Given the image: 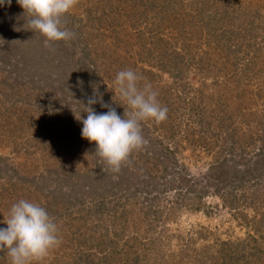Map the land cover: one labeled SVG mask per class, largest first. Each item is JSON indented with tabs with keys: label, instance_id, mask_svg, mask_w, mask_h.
I'll return each instance as SVG.
<instances>
[{
	"label": "rangeland",
	"instance_id": "1",
	"mask_svg": "<svg viewBox=\"0 0 264 264\" xmlns=\"http://www.w3.org/2000/svg\"><path fill=\"white\" fill-rule=\"evenodd\" d=\"M2 7L5 8L6 4ZM223 7L228 9L222 12ZM169 17H175V20ZM163 18L165 20H162ZM64 19L66 27L73 31L75 36L69 41H63L62 47L65 49L63 56H60V52L57 55V46L51 50L52 64L46 75H42V78H40L41 74L39 77L32 75L41 81L40 90L30 89L26 94L21 84H18L19 88L16 87L17 79L14 80V73L10 74L2 70L3 68L8 69L6 65L0 69V92L4 94L2 96L0 94V98H2L3 109H5H2L1 114L4 117L8 116L7 118H28L33 123L30 125L31 128L26 129V135L34 139L36 143L34 152L36 153L20 154L16 152L15 147L19 148V151L22 149L17 145L14 146L15 143H8L4 138L0 141V155L6 158L7 173L9 174L11 168L15 167L19 170L18 172L24 174L21 181L26 186L35 183L34 180L39 176H46L52 171L53 164L48 163L54 161L53 156L51 157L52 150L47 147L52 148L51 141L56 142V139L51 137L50 130L53 127L49 126L50 120H53L57 128L54 135H57L60 130L61 132L67 130L68 140L76 139L75 143L81 148L73 147L74 150L79 154L84 150L88 152L89 160L84 158L82 161L78 158L74 163L73 158L69 159V171L74 174L72 176L75 180L74 184L76 181L79 182L76 186L79 187L78 193H83V186L90 183L89 176L96 170H98L96 174L104 175L109 182L120 184V187L118 185L116 188L117 195H123V189L131 191L141 186L138 181L144 175L147 162L140 161L138 153L146 161L151 154L150 150L152 152L156 148L152 144L156 139H152V143L148 139L149 144L131 155L129 161L121 166V170L114 173L102 158L93 154L95 143L89 142L88 144V140L82 138L83 125L78 120L80 116L86 118L81 103L86 104L87 97L92 95L95 87L103 93V101L111 104L118 114L120 112L123 115L124 107L119 105H123L124 102L121 101L119 94L115 93L113 81L116 73L124 69L135 70L147 82H150L153 90L158 93L159 102L161 101L164 106L174 100L173 105H168L167 109L174 107L172 116L178 118L177 125L173 124L172 127L176 129L183 127L182 132L186 131L184 128L188 127L192 120L187 123L185 118L183 119L187 117L181 115L184 105L174 98L179 92L181 94L187 92L190 96L197 95L200 89L209 96L210 105L207 106L206 115L208 121L214 123V129L220 124L231 126V128L241 125L247 131L251 129L253 138L251 141L262 136L261 127H264V0H78V4L65 15ZM4 27L1 23V30L3 28L2 31L9 33ZM2 44V39H0V46ZM82 51L85 52L82 53ZM5 53L4 48L0 55ZM80 59L79 64L75 63ZM75 67H78L79 72L74 71ZM63 70L67 72L69 78L63 75ZM78 74L82 77L81 85H78L74 78ZM3 77L10 78L9 81L15 85L6 86L3 81L8 83V80H3L5 79ZM26 87H30L27 80ZM41 96L47 106H44L41 113L34 114L39 110L36 107H39L37 103ZM14 99H17V105H10ZM26 101H34V104L26 105ZM92 107L97 113H105L108 110L101 108L99 103ZM209 110L213 111L212 115ZM36 115L42 116V121L36 120ZM171 121L168 119L164 122L170 125ZM144 122L152 128L151 120ZM144 122H142V127ZM146 125L142 130L145 138L159 135L164 143L177 151L176 156L180 163H184L190 169L194 177L192 181L194 182L195 179V182L205 183L206 175L210 173V163L214 160V153L208 154L204 152L202 146L201 148L194 146L189 141L188 143L176 137V140L170 138V131L166 132V128L163 130L157 128L153 132L145 131L148 128ZM1 131L3 133H0V138L1 134L6 133L5 127ZM32 131L35 132L32 133ZM61 134L59 133L60 136ZM235 137L241 143L238 134H235ZM261 144L260 141L252 143L249 148L250 152ZM42 149H44V154ZM149 166H151L150 159ZM78 167L81 168L80 171ZM125 176H128L127 180L131 182L129 186L127 180L123 181L120 178ZM6 178L5 174L3 178H0V187L1 183L6 182ZM100 181H103L102 177ZM71 185L68 184L70 188ZM47 187L49 184L42 181L37 189L48 191ZM52 187L50 185V189ZM207 187L204 211L178 209L170 220H160L159 226L167 224L166 231L171 235V237H166L165 233L162 234L164 243L161 247L165 253L163 264L177 262L176 260L174 262V259H177L180 251L178 247L184 242L182 238L187 236L193 239L189 246L191 247L190 257L186 260L188 264H248L249 261L254 263V257L248 255L253 247H259L264 252V218L261 219V223L251 221L244 223L246 221L244 219L255 215L253 209L247 207L252 204H248V201L241 202V205L238 204L246 218H236L229 209L224 207L222 200L214 195L213 186L209 184ZM192 188H195L194 183ZM15 189L20 188L15 186ZM191 196H189L191 201H194ZM141 197H144L143 204L145 205L147 194L144 193V196L142 192L137 194L136 200L142 199ZM165 197L166 199L161 202V207L162 205L173 206L177 199L179 207L184 204L180 205L181 201L173 191L167 192ZM121 201L124 202L123 198ZM83 202L86 207L82 209H86L80 213L85 220L83 219L84 226H81L80 230L85 234L79 235L78 231L76 233L80 236L79 244L83 245L82 248L98 257H93L94 264H105V261H109L110 264H157L159 262L151 251L146 255L141 245L152 238L144 232L148 225L147 222L146 224L140 223L139 226V222L136 221L138 216L134 215L138 211L139 216L143 217L142 212L145 208H141L142 205L131 201L130 203L135 206L130 203L129 205L124 204L121 210L119 208L112 213L109 210V204L97 208L90 199L84 198ZM259 207L262 208L260 212L264 213V205ZM76 210V205L71 204L62 210V216L59 218H54V214L49 213L54 218L62 236L70 234L72 228L68 222L73 213L77 215ZM125 210L127 211L122 216L121 222L120 219L116 220L117 215L120 212L123 214ZM8 211L5 207L0 210V221L7 218ZM73 223L78 225L80 220H74ZM0 227H6V225L0 223ZM156 230L159 228L156 227ZM250 231L256 240L248 237ZM158 236L160 234L156 237ZM60 239V245L51 250L46 258L52 260L56 255L61 254L63 256L57 259L58 263L74 264L76 246L73 245L71 248L66 237H60ZM127 242L134 246L131 252L124 253L128 246ZM224 252L229 254L224 255ZM126 255L129 259L125 260V263L123 256ZM136 255H139L140 259L135 260ZM262 257L264 258V255ZM0 258H8L7 252L0 251ZM50 259L42 261V264H49Z\"/></svg>",
	"mask_w": 264,
	"mask_h": 264
},
{
	"label": "trees",
	"instance_id": "2",
	"mask_svg": "<svg viewBox=\"0 0 264 264\" xmlns=\"http://www.w3.org/2000/svg\"><path fill=\"white\" fill-rule=\"evenodd\" d=\"M226 9L228 8L223 7L222 12H224V10ZM28 19V14L23 13V9L16 3V0H11L10 6L6 4L5 8H3L2 6L0 7V39H2L3 43L0 46V53L1 50H3L4 48L6 49V53L4 55H0V69L1 67H4V65H6L8 69L3 68L2 70H4L5 72H9L10 74L14 73V80L17 79L16 87L19 88L18 84H21V88L25 91L26 94H28L30 89L40 90V88H42V85L40 84L41 81L36 79L32 75H36L39 77L41 74L40 78H42V75H46L50 71V65L52 64L50 60L51 56H53L51 50H53L54 47L57 46V55L60 52V56H63V53L65 51V49L62 47V45L64 44L63 41L52 42L50 46L46 47L44 43L45 38L39 32L33 31L29 28L27 22ZM169 19L175 20V17H169ZM162 20H165V18H163ZM1 23L5 26L4 29L8 30L9 33L2 31L3 28L1 30ZM83 52L85 51H82V53ZM80 61L81 59L79 61H76L75 63L79 64ZM61 64L62 62L60 61V65ZM73 69L74 71L79 72L78 67H75ZM63 72V75L68 76L69 78L67 72H65V70H63ZM3 78H5L3 80H8V83L2 80L6 86L9 87L15 85H13L9 81L10 78ZM74 78L76 82H78V85L82 84V77L80 74L74 76ZM26 80L30 87H26ZM182 93L184 94H181V92L176 94L174 99L180 104L184 105L181 115L187 116L183 117V119L185 118L187 123L192 120L191 123H189L191 127L190 125H188V127L184 128L186 129L185 132L181 131L183 127H178L177 129L172 127L174 126L173 124L177 125L178 118L175 116V122V117L172 116V112L175 109L172 106V109H168L166 119H171L172 124L170 123V125H167L164 122L165 120L157 124L155 121L151 120L153 122V126H151L152 128L148 127L146 125V122H144L142 130L145 129L144 125L149 128L145 130L148 132H153L157 128L162 130L166 128V132L170 131V138H174V140H176V137L181 141H189L194 146H199L200 148L202 146L204 152L208 154L214 153V160L210 163V173L206 175L205 183L201 184L200 182H195V179L194 182L192 181L194 177L190 169L186 167L184 163H180V161L177 159V151H174L173 148L164 143L163 139H161V137L158 135L157 137L153 136L145 138L147 141L149 139L151 143L152 139H156L155 142L152 143L156 146V148H154L152 152L150 150L151 154L146 159V161L145 159H142V155L138 153V159L142 162H147V165H145L144 175L141 177V180L138 181V183H141V186L138 185L140 187H136L131 191H126L125 189H123L124 194L117 195L116 188L118 185L120 187V184L116 182H109L106 177H104V175L100 176V174H96L98 172V170H96L95 173L92 172L89 176L90 183H88V185H84L85 187L83 186L84 191L82 195L77 192L79 187L76 186L77 184H79V182L76 181V184H74L75 180L72 179V176H74V174L69 171V159L73 158L74 163L78 160V158L82 161L84 160V158H87L89 160L88 152L84 150L83 153L79 154V152H76L74 150L73 147H80H78L75 143V141H77L76 139H70V141L68 140V137H66V135H69L67 130L63 132H61L60 130L58 131L57 135H54L56 134L55 130H57V128L55 127L56 125L53 123V120H50L49 126L53 127L50 130L52 132L51 137L53 139H56V142L52 140L51 142L53 144V147H47V149L52 150L51 157L53 156L52 160L54 161L48 162L49 164H53V166L52 171H50V173H48L46 176L41 175L39 176V178H36L34 180L35 183L26 186V184L21 181V178H24V174L18 172L19 170H17L15 167L11 168L12 173H7L8 165H6V158L0 155V178H3L4 174L7 175L6 182L1 183L0 187V210L4 207L9 210L13 203L17 202L20 199H26L40 204L47 210L48 213L54 214V218H59L60 216H62V210L67 208V205H76L77 215L73 213V215H71L70 221L68 222V225L72 228L70 234H64L62 236L61 231H58L60 233L59 238L66 237L67 241H69V243L71 244V248L73 247V245L76 246V251L74 253L76 254V258L74 264H94L93 257H96L94 254L86 252L82 248L83 245L79 244V241H81L79 235L85 234L80 230L81 226H84L82 223L84 216L80 213V211H84L86 209H82L83 207H86L85 203L83 202L84 198L90 199L92 204L97 208L109 204L108 207L112 213L116 212L119 208L121 210V207L124 204L129 205L131 201L142 205L143 207L141 206V208H145V211L143 210L142 212L143 217L139 216L138 211L134 215L138 216L136 217V221L139 222V226L140 223L146 224L147 222L148 225L145 228L144 232L149 234L148 237L152 236V238L149 239V242L147 240V243H143L141 245H143V251H145L146 255L149 251H151L152 255H154L159 260L157 264H163L165 259V253L161 247L164 243L162 238L164 236L162 234L165 233L166 237H171V235H169L166 231V227L168 228L167 224L159 226L160 220H170L172 216L178 211V209L180 210L186 208L194 211H204L205 209L203 205L205 204L204 200L208 193L207 186L209 184L214 188V195L222 200L224 207L229 209V211L232 212V215L234 214L236 218H246L244 217L245 215L243 214V211L242 209H240L238 204L241 205V202L246 203L248 201V204L252 205H249L247 207L253 209L255 215L253 214L254 216H252L251 218L249 217L250 220L244 219L246 221L243 222L246 223L248 221H251L253 223H261V219L264 218V213L260 212L262 208L259 207L260 205H264V189L262 188L264 187V127L262 126L261 121H259V123L262 126V136L253 141H251V139H253L251 129L247 131L241 125L234 126L235 128H231V126L229 127L228 125L220 124L214 129V123H211L212 121H208L206 115L207 106L210 105V103L208 102L209 96L205 95L203 93V90L200 89L197 95L190 96L187 92ZM0 94L1 96L4 95L1 92ZM209 99H211V97ZM1 100L2 98H0V101ZM173 101L174 100L170 101L166 107L168 108V105H173ZM17 102V99H14L10 102V105H17ZM31 103L33 105L34 101L25 102L26 105H31ZM203 103L206 104V107H204ZM37 104L39 105V107L36 108L39 110H37L36 113H34L35 111H33L34 114L41 113L44 106H47V103H44V101L42 100V96L40 97V100ZM160 104L164 106L161 101ZM3 105L1 101L0 133L2 132L1 129H3L4 127L6 133L1 134L0 141L2 140V138H4L8 143H15L14 146L17 145L22 149L21 151H19V148L15 147L16 152H19L20 154L26 152L31 154L36 153L34 152V145H36L34 139L26 135V129L31 128L30 125L33 123L28 120V118H7L8 116L4 117L1 114ZM209 111L212 115L213 111ZM119 114L121 115L120 112ZM245 116L246 115H244V117ZM50 117L51 115L49 116V118ZM42 118V116L37 115L35 117V119L38 121H42ZM44 118L46 119V117ZM58 124L61 125L60 123ZM15 129H18V131L14 132ZM61 129H63L62 126ZM33 132L35 131H32V133ZM59 133H62L61 136L59 135ZM63 134H65V136ZM235 134H238L241 143H239V140L237 137H235ZM255 141H260L262 142V144L260 146H257L255 150L250 152L249 148ZM87 143L89 144V141H87ZM43 150L44 149H42V152ZM138 151H134L131 155L137 153ZM93 154H96L95 151L93 152ZM45 155L48 154L45 153ZM42 158L46 160L45 157ZM149 159L151 161V166H149ZM95 163H97V161H95ZM77 169L79 171L81 170L80 167H78ZM100 173L102 174L103 172ZM25 177L28 178L27 176ZM101 177L103 178V181H100ZM203 177L204 176H202V178ZM120 178L125 181L128 179V176ZM42 181L49 184V187H47L49 188L48 191L37 189L38 184ZM130 183L131 182L128 181V186ZM193 183L195 188H192ZM68 184H72L71 188L68 186ZM50 185L53 186L51 189ZM15 186L20 189L16 190ZM170 191H173L175 196L179 198V200L181 201L180 205L183 203L184 204L179 207V201L177 199L175 203L178 206H176V204L174 203L173 206L169 205L168 207H166V205H162L161 207V202L166 199V193H169ZM141 192L143 196L144 193L147 194V197H145V205L143 204L144 197H141L142 199L140 200H136L137 194H141ZM190 195H192L191 198H193L194 201H191L189 197ZM108 196H110L111 198H109ZM36 198H40V200ZM121 198H123L124 202L121 201ZM130 205L135 206V204L132 203H130ZM59 206L61 207L59 208ZM59 209L61 210L59 211ZM126 211L127 210H125L123 214L120 212L119 215H117L116 220L120 219L121 222L122 216ZM77 219L80 220V223H77L78 225H75L73 221H76ZM156 227H158L159 230H156ZM77 231L79 235L78 233H76ZM153 234H155L156 236L160 234V236L158 237L161 238H158ZM248 237H252L256 240L251 231L248 233ZM182 241L184 242H182V244H180L181 246L178 247L180 248V251H177V259H174V262L175 260L177 262H175L174 264H188L186 260L190 257L189 254L191 247L189 246H191L193 239L190 237L188 238L187 236L183 237ZM75 242L77 245L75 244ZM126 245L128 246L127 249H125L124 253L131 252L134 245L128 242L126 243ZM227 254L229 253L224 252V255ZM262 255H264V252L261 251L259 247H253L248 256L254 257L255 260H253L254 263H250L249 261L248 264H264V258L262 257ZM61 256L63 255L58 254L56 255V257L52 258V260L50 258H45L44 260L50 259L49 264H60L58 263L57 259ZM123 259L126 263L125 260L129 259L128 255L123 256ZM137 259H140L139 255L135 256V260ZM8 260H10V257L3 259L0 258V264H8L10 262ZM104 263L110 264L109 261H105ZM40 264H42V262H40Z\"/></svg>",
	"mask_w": 264,
	"mask_h": 264
},
{
	"label": "clouds",
	"instance_id": "3",
	"mask_svg": "<svg viewBox=\"0 0 264 264\" xmlns=\"http://www.w3.org/2000/svg\"><path fill=\"white\" fill-rule=\"evenodd\" d=\"M29 16L28 25L44 38L45 46L52 42L69 41L75 33L66 27L65 15L78 4V0H16ZM11 5V0H0V6ZM143 84H141V82ZM115 93L124 102L123 115L111 104L103 101V93L93 88L86 104L81 103L86 118L82 123V138L95 143V153L110 170L118 173L134 151L144 148L148 141L142 132V122L153 120L157 124L167 119L168 109L158 100L152 84L132 69L120 70L113 81ZM108 109L97 113L92 105ZM0 251H6L10 264H40L61 243L54 218L40 204L20 199L13 203L7 218L0 221Z\"/></svg>",
	"mask_w": 264,
	"mask_h": 264
}]
</instances>
